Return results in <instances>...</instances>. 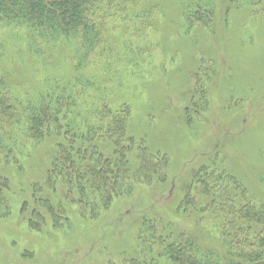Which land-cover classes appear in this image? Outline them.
Instances as JSON below:
<instances>
[{"label": "rangeland", "instance_id": "rangeland-1", "mask_svg": "<svg viewBox=\"0 0 264 264\" xmlns=\"http://www.w3.org/2000/svg\"><path fill=\"white\" fill-rule=\"evenodd\" d=\"M99 16L89 57L63 39L28 49L24 28L0 35L8 99L55 114L42 140L20 110L0 126V264H171L162 233L221 264L256 249L245 241L264 225L235 212L264 205V0H132ZM91 126L95 139L72 142ZM60 144L108 160L109 202L52 170Z\"/></svg>", "mask_w": 264, "mask_h": 264}, {"label": "trees", "instance_id": "trees-1", "mask_svg": "<svg viewBox=\"0 0 264 264\" xmlns=\"http://www.w3.org/2000/svg\"><path fill=\"white\" fill-rule=\"evenodd\" d=\"M130 1L132 0H0V35L9 26L18 30L24 28V36L30 40L28 49L34 51V46L39 41L45 43V41L50 42L56 39L58 42L63 39L67 42H74L78 48L84 51V56L89 57L103 40L104 20L99 14L107 8H118ZM3 46L0 42V126L2 127L8 121L18 123L20 119L17 115L20 117V110L27 135L32 136L34 140H42L44 134L50 129L51 121L46 122V120L49 117L55 118V114H53L50 105L43 101L29 100L22 102L18 99L17 106L19 110L18 108L16 110V104L10 101L5 94L8 77H6L2 68L5 59ZM55 122L57 121L55 120ZM96 129L91 126L87 135L84 133L79 135L81 129L79 128L76 134L74 127H72V142H89V138L95 139L100 132ZM123 130V120H116L115 117L109 124L107 135L119 136L121 139L124 135ZM5 150L6 148L0 143V153L2 154V151ZM86 150L91 151L90 159L85 155ZM96 150V147L85 148V146L68 149L65 145L60 144L58 146V157L52 164V170L64 179L71 177L70 179L76 180L83 200L88 199L89 195L92 197L97 194L103 202L107 203L112 198L109 195V188L112 185L110 180L107 179L112 176V171L110 163L106 162L108 160L103 161V156L99 155ZM199 183L208 188L203 179H199ZM235 214L243 216L244 220L251 225H264V205L257 207L252 203H247ZM232 225L235 229L240 228L237 222L232 223ZM162 234L160 238L154 237V241L161 244L167 263L221 264L222 260L217 258L218 255L215 257L209 253L202 254L199 246L192 238L183 234L175 236ZM245 244L251 247L257 246V248L244 251L247 253L242 252L238 256H234L235 258L230 255V261H225L224 264H264V234L253 238L252 243L247 239ZM231 259H237V261ZM129 264L138 263L130 262ZM152 264H155L154 261H152Z\"/></svg>", "mask_w": 264, "mask_h": 264}]
</instances>
